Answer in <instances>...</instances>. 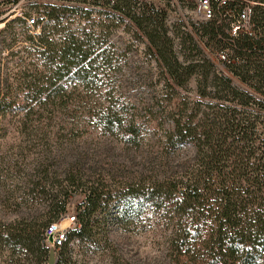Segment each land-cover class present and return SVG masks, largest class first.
<instances>
[{"label":"trees","instance_id":"16d2710c","mask_svg":"<svg viewBox=\"0 0 264 264\" xmlns=\"http://www.w3.org/2000/svg\"><path fill=\"white\" fill-rule=\"evenodd\" d=\"M245 1L255 3L253 35L238 33L233 38L226 23L217 26L208 22L204 31L216 48L228 49L235 60L223 68L203 53L191 35L184 42L189 43L188 49L183 48L189 55H182L163 13L142 6L139 12L132 0L117 1V9L147 36L148 52L169 75L168 85L185 87L196 77L201 98H184L183 109L176 108L167 118H158L150 134L117 111L110 110L98 118L105 131L117 129L121 133L128 159L112 161L95 173V166L88 165L84 155L71 151L65 165L67 186L61 185L63 194L52 193L56 208L42 214L50 218L37 235L38 264H51V252L44 248L42 240L46 242L49 226L67 211L68 188L81 191L86 199L77 208L80 227L68 231L67 241L56 249L54 264L72 263L73 241L101 248L105 220L101 216L131 201L138 204L141 213L154 217L159 250L152 264H264V0H236L230 7L240 11ZM102 2L106 3L95 0L94 4ZM59 16L57 9L48 13L54 24L59 23ZM19 22L9 23L2 35ZM28 40L36 41L32 36ZM39 40V54L55 82L49 91L48 86L36 83V74L31 77L37 88L33 93L52 95L62 88L56 84L64 78L85 80L92 73L96 61L91 52L93 45L73 35L61 48L49 38ZM11 43L13 46L16 41ZM12 75L7 78V91L0 100V115L15 105L9 98H18L17 90L28 79L24 72ZM231 75L260 95L235 88ZM137 159L136 165L127 162L135 163ZM87 173L98 178L91 181ZM115 177L120 183L114 187L110 182ZM15 240L24 241L19 236ZM118 262L129 264L123 257Z\"/></svg>","mask_w":264,"mask_h":264},{"label":"rangeland","instance_id":"374dc122","mask_svg":"<svg viewBox=\"0 0 264 264\" xmlns=\"http://www.w3.org/2000/svg\"><path fill=\"white\" fill-rule=\"evenodd\" d=\"M94 1L0 0V100L6 94L10 74L12 77L20 72L28 74L26 85L17 90L18 98H9L15 105L0 115V264H38L37 235L41 234L44 221L50 218L42 214L56 208L52 193L58 194L61 185L67 186L65 165L72 150L84 155L88 165L95 166V173L126 157L123 136L117 129L111 132L103 129L98 119L102 114L117 111L150 134L158 118H167L176 108L183 109L184 98H201L196 77L185 87L168 85L169 75L148 52L147 36L117 9L118 0H102L106 3L99 5ZM132 2L139 12L144 7L165 15L166 26L175 38L177 49L183 50L182 55H189L183 48L188 49L189 43L184 42L191 35L203 53L217 61L215 53L220 48L204 32L208 22L196 16V0ZM52 9L59 10V23L48 19ZM21 11L36 14L39 26L29 27L20 17ZM15 21L20 22L2 35L7 25ZM71 35L88 46L93 45L91 52L96 61L92 73L85 80L74 76L64 78L56 84L62 88L52 95L33 93L37 90L36 83H43L52 91L51 83L55 82L39 54V37L49 38L61 48ZM29 36L36 41L28 40ZM12 40L16 41L13 46L9 45ZM36 74L39 79L35 83L31 77ZM231 77L235 88L260 95ZM23 89L27 91L21 92ZM208 91L214 92L212 88ZM34 98L56 100L40 102ZM138 161L127 160L135 165ZM86 178L95 181L98 175L87 173ZM115 178L110 182L114 187L120 183L119 177ZM66 191L70 192L68 209L54 222L70 233L80 227L77 208L86 196L72 188ZM45 192L50 194L45 196ZM59 199L63 201V195ZM73 218H76L74 222ZM104 218L103 240L99 243L102 247L97 249L94 244L73 241L70 264H118L121 257L129 264H152L159 248L151 214L141 213L138 204L131 201L100 219ZM18 236L23 238L22 243L15 240ZM42 245L54 251L57 261V250L47 246L45 239Z\"/></svg>","mask_w":264,"mask_h":264},{"label":"built area","instance_id":"2783aa9c","mask_svg":"<svg viewBox=\"0 0 264 264\" xmlns=\"http://www.w3.org/2000/svg\"><path fill=\"white\" fill-rule=\"evenodd\" d=\"M236 0H196L195 14L201 20L205 22H213L217 26L228 24L231 28V37H236L238 33L254 34V26L251 23V17L253 13V2L245 1L243 8L240 11H236L230 7V4ZM20 17L24 18L29 27L34 28L39 26L38 16L34 13H27L21 11ZM11 18V17H9ZM4 22V24H6ZM2 27L0 25V31ZM222 38V36H220ZM216 65L220 68L224 67L226 63H235L229 54L228 49L220 50L216 53ZM75 218L71 219L74 222ZM68 231L64 230L62 225L54 223L49 226L46 232V244L56 250L58 247H62L67 241ZM52 239V241H50Z\"/></svg>","mask_w":264,"mask_h":264},{"label":"water","instance_id":"95a60500","mask_svg":"<svg viewBox=\"0 0 264 264\" xmlns=\"http://www.w3.org/2000/svg\"><path fill=\"white\" fill-rule=\"evenodd\" d=\"M50 241H52V239H50ZM50 263L51 264H54L55 263V254H54V251H51V260H50Z\"/></svg>","mask_w":264,"mask_h":264}]
</instances>
